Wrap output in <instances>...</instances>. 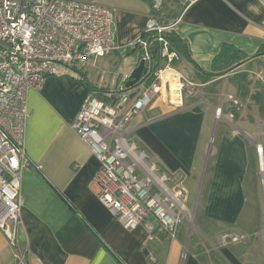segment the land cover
<instances>
[{
  "label": "crops",
  "instance_id": "1",
  "mask_svg": "<svg viewBox=\"0 0 264 264\" xmlns=\"http://www.w3.org/2000/svg\"><path fill=\"white\" fill-rule=\"evenodd\" d=\"M82 1L114 10L116 49L30 92L25 149L33 165L21 179L24 225L18 250L0 231V264H153L150 256L155 264H264V0H195L176 28L192 58L182 57L176 69L192 92L180 109L158 95L133 118L149 173L183 179L185 215L174 240L160 233L151 238L143 226L126 229L100 202L99 161L72 128L90 93L119 92L144 59L139 40L146 39L151 1ZM163 12L176 18L182 10L165 0ZM225 45L248 58L225 74L212 73ZM204 174L205 204L192 205L190 184ZM225 233L242 238L223 240ZM27 247L22 262L18 251Z\"/></svg>",
  "mask_w": 264,
  "mask_h": 264
},
{
  "label": "built area",
  "instance_id": "2",
  "mask_svg": "<svg viewBox=\"0 0 264 264\" xmlns=\"http://www.w3.org/2000/svg\"><path fill=\"white\" fill-rule=\"evenodd\" d=\"M150 1L146 39L139 40L146 81L132 94L126 88L90 93L72 128L99 161L94 180L100 202L126 229L143 226L151 238L160 233L174 240L185 215L183 179L162 171L157 180L149 173L146 151L133 137V118L158 95H166L177 109L184 106L187 82L175 67L182 57L165 35L176 32L195 0H176L182 10L176 18L164 14L165 0ZM114 19L112 8L82 0H0V231L16 250L24 225L21 179L33 165L25 149L29 94L42 91L49 77L70 75L115 50ZM159 61L165 66L159 68ZM229 100L243 108L239 98L230 95ZM216 113L221 115L222 107ZM138 168L147 177H138ZM151 169L160 171L154 163ZM241 238L222 235L233 242ZM29 255L28 247L18 251L22 262ZM149 260L157 262L153 256Z\"/></svg>",
  "mask_w": 264,
  "mask_h": 264
},
{
  "label": "trees",
  "instance_id": "3",
  "mask_svg": "<svg viewBox=\"0 0 264 264\" xmlns=\"http://www.w3.org/2000/svg\"><path fill=\"white\" fill-rule=\"evenodd\" d=\"M165 37L168 39V41L171 45V48L173 50L177 51L181 55V57H188V59H190L192 61L187 43L184 40H182L177 35L176 32L171 33V34H167V35H165ZM261 52L264 54V49H262ZM259 55H261V53ZM247 58L248 57L245 54H243L240 50H238L234 46L225 45V46H223L222 50L215 57V59L213 61L212 73L225 74L227 71L232 69L236 64L241 63L242 61L246 60ZM144 81H146L145 77L142 79L141 84ZM152 82H153V78L152 79L149 78V82L147 84L150 85V84H152ZM137 86H135V87H137ZM135 87H133V88H135Z\"/></svg>",
  "mask_w": 264,
  "mask_h": 264
},
{
  "label": "rangeland",
  "instance_id": "4",
  "mask_svg": "<svg viewBox=\"0 0 264 264\" xmlns=\"http://www.w3.org/2000/svg\"><path fill=\"white\" fill-rule=\"evenodd\" d=\"M143 55V53H142ZM178 65V63L175 65V67ZM165 66V63H163L162 61H159V68H162ZM264 66V64H263ZM263 68H260L259 70H256V72L262 70ZM264 70V69H263ZM254 78H256V74L254 75ZM258 80V79H257ZM260 81V80H259ZM189 82V81H188ZM187 84V87H186V90L183 91V96L187 95L189 96L190 95V92H192V89H191V85L189 83H186ZM261 102L264 103V98H261ZM169 101V100H168ZM170 102V101H169ZM171 104V103H170ZM173 106V104H171ZM255 105H259L261 106V103L258 102L256 103ZM175 107V106H174ZM176 108V107H175ZM146 162L148 163L149 160L146 159ZM138 175L139 177H142L140 175V173L138 172ZM206 185H207V182H206V178H205V174L202 175L199 180L196 182V183H193V184H190V188L192 189V192L190 194V201L192 203V205L195 204L196 200H200L201 199V207L205 204V200H206V193H207V190H206ZM188 188H189V185H187ZM188 205V204H187Z\"/></svg>",
  "mask_w": 264,
  "mask_h": 264
},
{
  "label": "water",
  "instance_id": "5",
  "mask_svg": "<svg viewBox=\"0 0 264 264\" xmlns=\"http://www.w3.org/2000/svg\"><path fill=\"white\" fill-rule=\"evenodd\" d=\"M147 73L146 62L141 60L139 66L132 72L129 79L125 83L126 90H131L133 87L140 85L144 75Z\"/></svg>",
  "mask_w": 264,
  "mask_h": 264
}]
</instances>
